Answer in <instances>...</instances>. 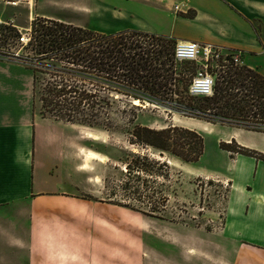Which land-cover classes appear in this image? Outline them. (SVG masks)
I'll use <instances>...</instances> for the list:
<instances>
[{"label": "rangeland", "instance_id": "rangeland-1", "mask_svg": "<svg viewBox=\"0 0 264 264\" xmlns=\"http://www.w3.org/2000/svg\"><path fill=\"white\" fill-rule=\"evenodd\" d=\"M85 1L41 0L40 7L54 18L105 33L117 28L149 33L169 28L176 32L188 30L187 22L174 20L163 7L141 0H107L128 13L118 21L71 10L70 4ZM27 15L24 4L12 7L0 1L1 19L15 25H0V54L18 51L30 56L32 51L17 44L16 36L4 37L2 33H8L3 27L14 26L18 35V27L29 25ZM227 56L230 58L229 53ZM183 67L172 64L177 71ZM174 76L168 84L172 88L181 84ZM142 96H146L140 101L144 106L131 104V99L123 95L114 96L108 114L112 124L109 129L78 124L70 127L77 138L87 136V156L98 158L86 165L87 191L78 186L74 190L75 195L87 200V213L76 208L79 212H72L71 219L84 222L86 216L87 224H53L49 217L42 224H30L24 218L20 224L0 223V264H199L202 256L204 264L216 263L211 259L212 241L213 235L223 234L228 184L199 173L200 167L222 160L215 154L216 136L230 132L231 127L218 121L210 125L213 132L204 135L199 160L183 162L168 152L132 141V125L193 128L195 119L201 118L188 116L191 108L175 102L178 96L171 92ZM40 104L35 97L38 114ZM221 141H217L218 146ZM15 215L20 218L19 213Z\"/></svg>", "mask_w": 264, "mask_h": 264}, {"label": "crops", "instance_id": "crops-1", "mask_svg": "<svg viewBox=\"0 0 264 264\" xmlns=\"http://www.w3.org/2000/svg\"><path fill=\"white\" fill-rule=\"evenodd\" d=\"M28 1L29 8L26 3L22 4L30 16L29 24L35 16L61 20L47 14L40 7L41 0H35L34 5L33 0ZM141 1L163 7L174 20L188 23L186 32L169 28L151 33L174 40L217 44L224 52L239 49L243 64L264 76V0ZM174 5L178 10H174ZM70 6L72 11L87 16H108L114 21L123 19L120 18L123 14L128 15L107 0H87ZM118 30L122 29L115 31ZM195 120L191 129L203 130L204 140L205 134L213 132L209 126L214 123ZM71 125L76 124L38 114L34 109L32 70L16 59L0 58L1 224H20L22 218L38 224L48 220L47 217L53 224H87L86 216L84 222L71 219V213L79 212L78 209L87 213V200L75 195L74 190L78 186L87 191L86 165L98 158L87 156V136L77 138ZM220 139L225 142L234 139L238 145L264 154V132L231 127L230 132L216 136L215 154L222 160L200 167V176L228 184L223 234L213 235L212 262L264 264V160L258 155L222 149L217 144ZM79 178L83 181L77 184ZM18 213L19 219L14 217ZM204 262L202 256L199 264Z\"/></svg>", "mask_w": 264, "mask_h": 264}, {"label": "trees", "instance_id": "trees-1", "mask_svg": "<svg viewBox=\"0 0 264 264\" xmlns=\"http://www.w3.org/2000/svg\"><path fill=\"white\" fill-rule=\"evenodd\" d=\"M30 26L27 47L32 52L27 55V65L32 70L33 101L35 97L40 101L43 117L109 129L114 96L141 101L146 98L142 94L171 92L178 96L175 102L201 112H189L188 116L264 132V76L254 69L228 62L218 70L211 96H190L184 71L194 68L186 62L181 70L172 68V38L127 28L105 33L39 16ZM3 28L8 29V33L2 32L4 37L17 36L14 26ZM173 74L181 81L180 86L174 84L175 88L168 86ZM130 134L132 141L168 152L186 163L197 162L203 153V136L188 127L133 124ZM219 147L264 160V154L240 146L234 139L221 141Z\"/></svg>", "mask_w": 264, "mask_h": 264}, {"label": "built area", "instance_id": "built-area-1", "mask_svg": "<svg viewBox=\"0 0 264 264\" xmlns=\"http://www.w3.org/2000/svg\"><path fill=\"white\" fill-rule=\"evenodd\" d=\"M3 4L9 6H17L26 3L29 8L28 0H0ZM174 9L178 10V6L174 5ZM14 25L11 20H3L0 16V25ZM15 26V25H14ZM19 34L16 36V43L21 47L28 46L31 39L30 24L27 27H18ZM227 53L230 58L226 59ZM264 53V49H263ZM241 50L234 49L224 52L222 46L213 43L199 42L196 40L175 39L172 60L173 63H196L197 66L192 71L185 70L184 74L188 76L186 85V93L190 96L206 97L211 96L215 84L217 72L220 68L226 67L230 62L234 66H242ZM0 58H13L24 64H27V55L19 54L18 51L8 52L6 55L0 54ZM182 107L186 108L187 106ZM188 108V107H187ZM189 110V108H188ZM189 112L201 114L197 109H190ZM188 112V113H189Z\"/></svg>", "mask_w": 264, "mask_h": 264}, {"label": "bare ground", "instance_id": "bare-ground-1", "mask_svg": "<svg viewBox=\"0 0 264 264\" xmlns=\"http://www.w3.org/2000/svg\"><path fill=\"white\" fill-rule=\"evenodd\" d=\"M131 104L144 106L142 103H140V100L137 98L131 99Z\"/></svg>", "mask_w": 264, "mask_h": 264}]
</instances>
